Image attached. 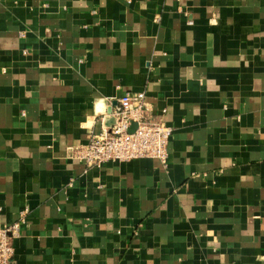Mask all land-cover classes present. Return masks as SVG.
Returning a JSON list of instances; mask_svg holds the SVG:
<instances>
[{"label":"crops","instance_id":"obj_1","mask_svg":"<svg viewBox=\"0 0 264 264\" xmlns=\"http://www.w3.org/2000/svg\"><path fill=\"white\" fill-rule=\"evenodd\" d=\"M125 92L165 163L86 167ZM21 213L10 264H264V0H0V225Z\"/></svg>","mask_w":264,"mask_h":264},{"label":"built area","instance_id":"obj_2","mask_svg":"<svg viewBox=\"0 0 264 264\" xmlns=\"http://www.w3.org/2000/svg\"><path fill=\"white\" fill-rule=\"evenodd\" d=\"M114 123L91 135L87 144L71 148V155L86 167H97L109 161H129L138 158H155L165 163L167 145L172 128L163 113L154 116L145 100L144 92H125L111 111ZM133 128H130L131 126ZM20 218L0 225V264H10L13 257V239L17 237Z\"/></svg>","mask_w":264,"mask_h":264},{"label":"water","instance_id":"obj_3","mask_svg":"<svg viewBox=\"0 0 264 264\" xmlns=\"http://www.w3.org/2000/svg\"><path fill=\"white\" fill-rule=\"evenodd\" d=\"M108 113L110 114V113H111V110L108 111ZM108 121H109L108 126H111V125L114 123V119H113V117H110V119H109Z\"/></svg>","mask_w":264,"mask_h":264}]
</instances>
